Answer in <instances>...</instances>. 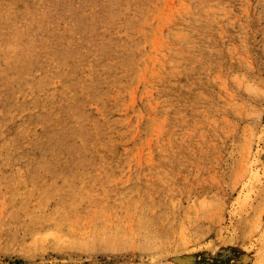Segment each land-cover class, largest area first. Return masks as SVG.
Here are the masks:
<instances>
[{
  "label": "rangeland",
  "instance_id": "374dc122",
  "mask_svg": "<svg viewBox=\"0 0 264 264\" xmlns=\"http://www.w3.org/2000/svg\"><path fill=\"white\" fill-rule=\"evenodd\" d=\"M0 264H264V0H0Z\"/></svg>",
  "mask_w": 264,
  "mask_h": 264
},
{
  "label": "bare ground",
  "instance_id": "6f19581e",
  "mask_svg": "<svg viewBox=\"0 0 264 264\" xmlns=\"http://www.w3.org/2000/svg\"><path fill=\"white\" fill-rule=\"evenodd\" d=\"M20 5V4H19ZM103 18V17H102ZM21 22V21H20ZM107 24V23H106ZM157 30V29H156ZM154 34V33H153ZM50 36V35H48ZM90 40V39H89ZM119 50V49H118ZM121 51V50H120ZM149 60V59H148ZM103 69V68H102ZM112 70V69H111ZM86 71V70H85ZM143 78V77H142ZM122 79V78H121ZM108 80V79H107ZM249 88V87H248ZM13 90V89H12ZM249 92V91H248ZM102 94V93H101ZM5 119V118H4ZM20 120V119H19ZM98 121V120H97ZM109 125V124H108ZM2 126V125H1ZM14 127V126H13ZM4 129V128H3ZM36 130V129H35ZM108 131V130H107ZM3 137V136H2ZM125 146V145H124ZM2 157V156H1ZM61 162V161H60ZM81 166V165H80ZM7 171V170H6ZM196 214V213H195ZM176 216V215H175ZM171 219V218H170ZM205 219V218H204ZM175 220V219H174ZM219 237V236H218ZM123 240V239H122Z\"/></svg>",
  "mask_w": 264,
  "mask_h": 264
}]
</instances>
